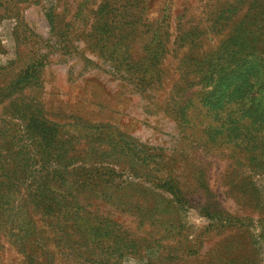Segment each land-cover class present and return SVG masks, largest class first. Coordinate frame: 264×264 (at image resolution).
Instances as JSON below:
<instances>
[{
  "label": "rangeland",
  "instance_id": "374dc122",
  "mask_svg": "<svg viewBox=\"0 0 264 264\" xmlns=\"http://www.w3.org/2000/svg\"><path fill=\"white\" fill-rule=\"evenodd\" d=\"M0 264H264V0H0Z\"/></svg>",
  "mask_w": 264,
  "mask_h": 264
},
{
  "label": "trees",
  "instance_id": "16d2710c",
  "mask_svg": "<svg viewBox=\"0 0 264 264\" xmlns=\"http://www.w3.org/2000/svg\"><path fill=\"white\" fill-rule=\"evenodd\" d=\"M170 187H168L169 188V190H168V192H172V194L174 195V196H177L178 197V195H179V191H177V188L173 185V183H171V185H169ZM187 255H191V254H194V252L193 251H191V249H187Z\"/></svg>",
  "mask_w": 264,
  "mask_h": 264
}]
</instances>
